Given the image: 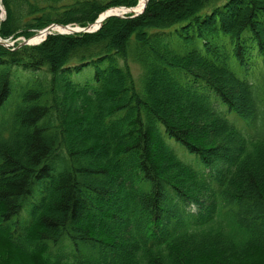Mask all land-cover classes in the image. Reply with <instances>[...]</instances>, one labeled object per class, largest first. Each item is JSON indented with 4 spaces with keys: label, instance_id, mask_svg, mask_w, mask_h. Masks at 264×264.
Listing matches in <instances>:
<instances>
[{
    "label": "trees",
    "instance_id": "obj_1",
    "mask_svg": "<svg viewBox=\"0 0 264 264\" xmlns=\"http://www.w3.org/2000/svg\"><path fill=\"white\" fill-rule=\"evenodd\" d=\"M136 3L0 0V38ZM0 264H264V0L0 44Z\"/></svg>",
    "mask_w": 264,
    "mask_h": 264
},
{
    "label": "water",
    "instance_id": "obj_2",
    "mask_svg": "<svg viewBox=\"0 0 264 264\" xmlns=\"http://www.w3.org/2000/svg\"><path fill=\"white\" fill-rule=\"evenodd\" d=\"M146 3H147V0L145 1L142 9L139 10V11L135 10L137 5L134 6V7H121V8L124 9V12L122 14L111 12L113 9L109 8L106 11L102 12L101 14H99L97 19L93 23H89V24H87L84 27H72L70 25H61V24L52 23L49 26H47L46 28L36 32L35 35H38L39 37H41L39 40L32 41L31 39L34 36L33 35L30 38H28V39H23L22 42L20 43V45H23V44H37L40 41L44 40L46 35L51 34L52 32H57V33H61V34L94 32L97 29H99V27L101 26L102 22L106 18H108L110 16L125 17L126 15L129 14L130 17H133V16H136V15L140 14L143 11V9L145 8ZM121 8H119V9H121ZM0 43L3 44L4 46H7L3 42H0Z\"/></svg>",
    "mask_w": 264,
    "mask_h": 264
},
{
    "label": "rangeland",
    "instance_id": "obj_3",
    "mask_svg": "<svg viewBox=\"0 0 264 264\" xmlns=\"http://www.w3.org/2000/svg\"><path fill=\"white\" fill-rule=\"evenodd\" d=\"M138 1L139 0H137V3H136V5L138 4ZM148 1V0H147ZM147 4V3H146ZM135 5V6H136ZM121 7H125V6H117V7H112V9H119V8H121ZM134 7V6H133ZM2 6H0V20H2L3 18H4V15H5V11H4V9L2 8ZM97 19V18H96ZM95 19V20H96ZM94 20V21H95ZM68 25H70V24H68ZM70 26H72V27H80V26H78V25H76V24H71ZM40 31V30H39ZM38 32V31H37ZM52 33H54V32H52ZM36 34V33H35ZM34 34V35H35ZM24 39V37L23 36H19V37H16L15 39H1L0 38V42H3V43H5L7 46L6 47H8V46H13L15 43H18L19 45H20V43L22 42V40ZM1 44V43H0ZM1 45H3V44H1ZM4 46V45H3ZM119 62V64H121L122 62L121 61H118ZM129 66H130V68H131V70H132V72H133V76L135 77V79H138L139 78V75H140V69H139V67L137 66V65H135V64H129ZM90 74H91V68L90 67H88V68H85L84 70H82L80 73H77V74H74L73 76H72V79L74 80V81H76V82H84L85 80H87L88 79V77L90 76ZM71 128L70 129H72L73 131L74 130H76L79 134H81L83 131L81 130L82 128H84L83 126H80V127H77L76 125H71L70 126ZM78 128V129H77ZM81 131V132H80Z\"/></svg>",
    "mask_w": 264,
    "mask_h": 264
},
{
    "label": "bare ground",
    "instance_id": "obj_4",
    "mask_svg": "<svg viewBox=\"0 0 264 264\" xmlns=\"http://www.w3.org/2000/svg\"><path fill=\"white\" fill-rule=\"evenodd\" d=\"M145 1L146 0H139L135 10H137V11L141 10L143 5H144V3H145ZM111 12L122 14L124 12V9L123 8H121V9H113ZM40 38L41 37H39L38 35H34L31 40L32 41H37Z\"/></svg>",
    "mask_w": 264,
    "mask_h": 264
}]
</instances>
